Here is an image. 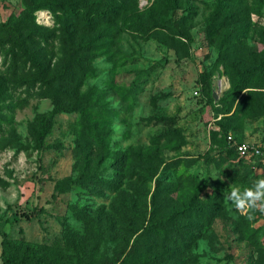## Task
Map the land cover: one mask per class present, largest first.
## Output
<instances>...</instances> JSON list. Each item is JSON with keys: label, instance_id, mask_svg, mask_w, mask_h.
Instances as JSON below:
<instances>
[{"label": "rangeland", "instance_id": "374dc122", "mask_svg": "<svg viewBox=\"0 0 264 264\" xmlns=\"http://www.w3.org/2000/svg\"><path fill=\"white\" fill-rule=\"evenodd\" d=\"M128 4L116 16L101 3L85 17L35 10L37 32L23 45L46 81L0 30V244L5 236L13 264L26 245L45 246L58 264L111 261L153 211L161 227L140 237L126 264H264V213L249 221L224 199L229 185L264 178L227 151L228 137L264 145L254 95L264 91V0ZM23 9L22 0H0V22ZM147 12L183 16L190 37L135 31L128 18ZM70 37L86 44L77 64ZM238 77L253 91L234 115L235 102L222 114ZM73 103L77 111L57 112L37 147L35 123ZM80 170L83 184L55 189Z\"/></svg>", "mask_w": 264, "mask_h": 264}, {"label": "trees", "instance_id": "16d2710c", "mask_svg": "<svg viewBox=\"0 0 264 264\" xmlns=\"http://www.w3.org/2000/svg\"><path fill=\"white\" fill-rule=\"evenodd\" d=\"M131 0H119L116 3L111 2V0H22L24 9L21 14L14 18L13 20L0 22V30L6 34L7 39L12 41V44H16L19 48H22L24 55L28 57L32 65L35 68V74L42 81H46L44 77V71L38 64V62L32 57L31 52L26 49L23 45V39L31 37L33 32H37V26L33 22V12L38 9H47L51 11L55 17L59 18V15H66L69 17H77L79 10L82 11V16H86V12L91 8L93 3H101L103 7L112 15H117L118 12L127 10L131 4H128ZM160 2H167L172 4V0H159ZM98 15L104 17L103 12H99ZM142 19L138 13L132 14L128 20L135 31L148 32L155 28L166 31L171 36H178L181 38H189L187 28L185 27L184 17H175L171 14L167 18L156 19L150 13H145ZM87 21V19H86ZM24 32V35H23ZM73 37V36H72ZM68 39L67 51L70 56L76 57L75 63L77 64V48L86 47V44L78 43L77 40L74 42L73 38ZM11 52L13 49L10 50ZM83 69L86 66H81ZM248 86L243 84L242 78L238 77L232 82L230 87L228 106L225 105V110L222 114H227L230 112L231 107L235 102V106L232 112L229 114L234 115L240 104L244 102L248 95L252 93L253 90L246 89ZM207 98L212 99V88L208 76L205 75L204 86H203ZM254 95L257 96L256 102H259L260 108L256 111L258 114H264V91L258 90L254 91ZM69 111L76 110L77 108L73 103L69 108L63 107H53L47 113H45L34 125L33 136L37 147H42L44 143V138L50 131L53 123L54 115L59 111ZM227 117V116H222ZM225 119V118H223ZM217 125L225 132L226 124L221 120L216 122ZM228 152L236 153L231 147L228 148ZM88 175L86 172L80 170L75 178L66 176L55 184V189L58 192H63L68 186L72 184H83ZM264 177V176H263ZM153 196H151L150 201L152 202ZM24 216L34 215V211L30 214H23ZM161 227V221L154 217L153 211L149 214V219L146 224L142 227L141 231L138 232L132 238V241L128 247V252L125 253L124 250H120L111 261H104L98 263L86 262L85 264H126L128 262L129 256H134L137 251V244L140 241V237L146 233L155 231L157 228ZM4 243H6L5 236L2 237L0 244V261L2 264H13L14 259L4 248ZM131 254V255H130ZM52 258V259H50ZM56 254L49 253L47 248L43 245L35 247L31 245H26L23 248V261L16 264H58L56 262Z\"/></svg>", "mask_w": 264, "mask_h": 264}, {"label": "clouds", "instance_id": "9594fccd", "mask_svg": "<svg viewBox=\"0 0 264 264\" xmlns=\"http://www.w3.org/2000/svg\"><path fill=\"white\" fill-rule=\"evenodd\" d=\"M224 199L230 201L241 215L252 221L255 212L264 213V178L253 180L250 186L243 189L229 185ZM200 251H208L206 241L201 242Z\"/></svg>", "mask_w": 264, "mask_h": 264}, {"label": "built area", "instance_id": "2783aa9c", "mask_svg": "<svg viewBox=\"0 0 264 264\" xmlns=\"http://www.w3.org/2000/svg\"><path fill=\"white\" fill-rule=\"evenodd\" d=\"M227 143L239 157L249 160L253 168L264 176V145L235 141L231 137L227 138Z\"/></svg>", "mask_w": 264, "mask_h": 264}, {"label": "crops", "instance_id": "0c3cea01", "mask_svg": "<svg viewBox=\"0 0 264 264\" xmlns=\"http://www.w3.org/2000/svg\"><path fill=\"white\" fill-rule=\"evenodd\" d=\"M262 175H263V174H262ZM0 264H2L1 261H0Z\"/></svg>", "mask_w": 264, "mask_h": 264}]
</instances>
